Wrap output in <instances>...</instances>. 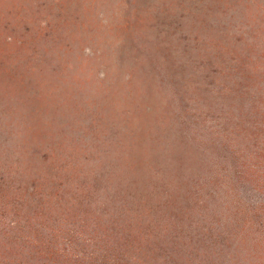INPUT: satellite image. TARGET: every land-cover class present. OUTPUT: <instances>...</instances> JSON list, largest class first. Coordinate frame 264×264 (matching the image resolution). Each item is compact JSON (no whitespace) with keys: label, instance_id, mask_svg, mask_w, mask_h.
I'll return each instance as SVG.
<instances>
[{"label":"trees","instance_id":"obj_1","mask_svg":"<svg viewBox=\"0 0 264 264\" xmlns=\"http://www.w3.org/2000/svg\"><path fill=\"white\" fill-rule=\"evenodd\" d=\"M154 1L71 12L111 28L121 104L32 142V170L0 156V264H264V0ZM48 2L44 32L70 4Z\"/></svg>","mask_w":264,"mask_h":264},{"label":"rangeland","instance_id":"obj_2","mask_svg":"<svg viewBox=\"0 0 264 264\" xmlns=\"http://www.w3.org/2000/svg\"><path fill=\"white\" fill-rule=\"evenodd\" d=\"M146 1L155 4L141 0L140 6ZM67 3L59 27L44 32L47 14H54L48 0L41 8L36 0H0V156L9 173L33 167L34 160L26 153L32 142L51 148L58 140L67 144L62 134L70 133L69 125L87 123L93 110L112 118V109L121 104L123 74L118 73L114 81L101 80L108 68L106 51L101 50L108 46L105 40L112 37L111 28L88 35L85 23L79 32L70 14L81 3ZM78 10L89 19L81 7ZM87 37L100 40L101 49L85 41ZM242 195L248 201L260 198L245 187Z\"/></svg>","mask_w":264,"mask_h":264}]
</instances>
